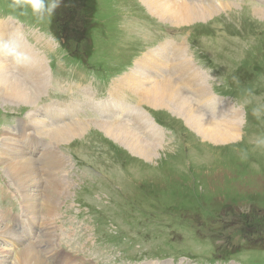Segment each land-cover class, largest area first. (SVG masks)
I'll return each instance as SVG.
<instances>
[{"label":"rangeland","instance_id":"obj_1","mask_svg":"<svg viewBox=\"0 0 264 264\" xmlns=\"http://www.w3.org/2000/svg\"><path fill=\"white\" fill-rule=\"evenodd\" d=\"M95 2L98 4L91 15L95 16L91 22L96 21V24L92 29L96 30L94 34H102L100 37L90 36L91 42L95 40L93 46L79 38L82 25L75 15L77 7L74 10V1L63 0L48 21L37 24L40 28L34 31L38 37L34 39L31 36L30 40L51 58L53 66H48V73L55 79L58 80L56 75L67 76L71 66L78 63L66 59L59 42L51 40L50 46L45 43L44 37L50 33L53 19L64 21L63 28L68 32L71 49L87 53L97 46L99 54L109 51L107 61H125L130 68L133 67V55L127 52L125 44L120 49L116 44L105 47L100 40L106 34L110 35V42L128 38L129 28L117 14L153 16L164 25L176 27L153 14L142 0ZM8 4L9 0H0V19L11 14ZM245 9L224 11L218 5L219 15L211 20L182 25L192 26L189 49L193 53L199 52L196 61L202 60L210 66V71H204L210 77L208 84L212 91L239 96L238 108L245 112L240 137L221 144L204 141L178 114L142 103L151 110L152 117L175 130L169 142L165 140L168 143L153 154L157 157L149 160L92 125L90 128L93 129L86 136L59 146L60 152L70 158V164L65 167L68 172H60L71 183V188L56 207L47 204L57 211L51 221H46L45 216L53 212L40 204L37 194L47 183V178L53 177L52 173L41 174V179L37 176L36 189L29 182L28 188L33 195L28 198L24 194V200L18 185L22 190L23 186L15 175L13 177L9 167L6 169L0 154V233L12 228L15 234L27 232L25 243L37 242L46 231L43 223L53 222L56 245L47 248L43 244L42 249L37 248L47 255L49 262H59L60 256H53L65 254L64 248H67L83 262L91 264H264V149L253 151L256 137L264 135V119L257 120L251 113L254 104L264 103V18L253 13L252 8ZM260 15L264 17L262 13ZM25 17L29 25L36 23L31 15ZM17 18L24 20L23 16L17 15ZM217 18H220L219 22ZM13 22L9 19L6 25L0 24V30L16 31ZM110 66L112 63L109 62L99 64L96 61L93 64L87 60L85 63L86 69L94 71L109 67L110 72L103 74L105 78L111 74ZM122 67L123 64L120 65L121 74ZM233 77L238 78V84ZM247 89H251L254 95L247 96ZM40 90H46V86ZM102 91H108L104 80L97 88V92ZM53 94L45 92L40 99L41 108L47 106ZM1 98L0 143L5 136L3 131L8 130L18 138L20 129L24 127L33 138L30 131L33 127L29 126L31 119H16L14 115L33 113L37 99L26 104L21 100ZM25 136L24 133L21 138ZM35 137L39 140L31 143L32 146L46 144L40 143L45 137L42 134ZM86 140L92 142L93 149H83L81 142ZM97 143H106L116 161L112 162L98 149L94 155L95 148L99 146ZM243 150L248 153L246 160L241 159ZM48 157L55 160L54 163L60 156L46 146L40 158H31V166L37 173L43 170L44 160ZM244 239L247 242L240 248V241ZM7 246L0 244L4 250L2 258L9 260L10 256L16 260V254ZM40 251L37 252L44 258Z\"/></svg>","mask_w":264,"mask_h":264},{"label":"bare ground","instance_id":"obj_2","mask_svg":"<svg viewBox=\"0 0 264 264\" xmlns=\"http://www.w3.org/2000/svg\"><path fill=\"white\" fill-rule=\"evenodd\" d=\"M142 1H144L149 9L153 12V14H156V16L161 18L162 21L173 25H187L194 21H209L211 18L219 15L217 11L218 5L222 7L223 10L227 7L224 11H230L232 9H244V7L240 5L227 2L228 0H226V2L224 0H206V4H203V0ZM214 3H218V5ZM252 9L253 13L259 15L261 18H264L262 17V15H260V13L264 14L263 7L254 5ZM180 19H184L185 21L180 23ZM12 24L15 26V22H13ZM16 32L17 31H15L14 29H12L10 32L0 30V39L7 38L9 35L15 33L20 39L22 50L32 55L34 53L33 50H29L28 47L25 48L26 41L19 34H17L18 32ZM46 44L50 46V44L52 43H50V41H46ZM188 55H190L189 51L183 52L180 55V58L183 63L191 64L192 69L194 70L195 68L193 64L187 58ZM5 60L6 58L0 57V97H3L1 99L8 101L7 98H12L11 101L21 100L26 104L34 103L35 99H37L38 102L41 97L45 95L46 90L40 89L46 86L45 82L50 75L48 73V65H46L45 61L41 62L37 67H34L32 69L31 63L28 64L25 69H23L22 67H17L12 62L9 65L12 66L13 69H10L4 62ZM187 69L191 70L190 68ZM200 76L202 77V79L199 81V83L195 84L194 86L190 84L189 88L185 86L183 80L176 81L178 86L170 80H166L162 83L157 82L159 84L154 83L157 85L153 87H149V85L143 86L136 93H133L132 91L131 92L134 95H137L138 98L142 99L143 102L151 108L159 109L157 107H154V105L163 107L165 106L169 108L172 113L178 114L185 118V120L188 122L187 124L192 129L194 128L193 130L204 141H211L215 144H221L240 137L241 134H239V132L241 131L242 125L245 122V112L243 110L241 111L237 106H235L227 114L228 108L223 110L221 97L214 96L216 92L212 91V86L208 84L210 80L209 75L203 73ZM196 90L199 92H195ZM143 95L146 96V100ZM196 96H198V98ZM36 105L37 104H35L34 106ZM120 105H122V102H120L116 98L115 104L111 106V110H113V112H116L117 109L120 108ZM199 108L201 110H213L216 111L217 114L206 115V113L202 112ZM133 110L136 113H141L134 107ZM39 111L41 112L40 115H37L29 125L33 127L32 129H30L33 135V139L35 140L36 135L39 136V134H42V137L45 136L47 139L52 140L54 144H52L50 148L53 154H59L60 157L58 161L53 163V161L55 160L50 157L46 158L44 160L43 170L37 173L36 169L31 166V158H40L47 144H39V154L37 155V157H33L27 151L22 138L18 137V139H16L12 133L8 132V130L3 131L5 132V136L2 137L0 143V151H2L0 152V154L3 158L1 160L4 161V166L6 167V169L7 167H9L13 177L15 175L17 182L23 186V190L25 191V193H23L22 188L17 183H15L16 185H18L20 192L23 195L26 194L27 197H32L33 195V191L28 188L29 182L31 186L35 187L37 176L41 179V174L52 173L53 177L50 179L47 178V183L42 186L43 189L42 187H40L39 194H37V198H39L38 201L40 202V204L49 207L53 212V214L45 216L46 221H51V218L56 215L57 211L56 208L54 211L48 205L56 207L60 199H64L67 197L68 189L71 188V183L65 180L63 178V174L60 172L62 170L63 172H68L65 167L70 164V158L66 156L64 152H60L59 146L61 145V143H67L75 138L86 136V134H88L93 128L89 127L86 130L82 131L81 129L88 126V123L74 122L64 125L62 124V116L57 115L46 108H40ZM37 118L38 120L35 121V119ZM90 123L99 124L100 127L102 126V129L113 134L117 139L105 133L103 130H100L104 134H106L107 137L123 145L130 151L142 155L149 160L157 157L153 156V154L159 152L162 145L164 146L165 143H168L166 141H162L163 139H160L158 137L146 138L150 139L152 143L146 141L140 138V134L136 130L135 131L139 135L131 129L120 125L125 123L115 124L116 122L111 123L106 121ZM131 127L134 128L135 126ZM98 129L99 128H97V130ZM73 132L75 133L72 135V137L63 142V140ZM9 135L10 137H8ZM156 145L159 147H157ZM54 146L55 148L53 149ZM130 177L134 178L131 175ZM68 185H70L69 188ZM27 190H29V194H27ZM43 195H45V197ZM24 203L25 205L27 204L25 201ZM29 204L31 205L32 203ZM46 221L43 223L44 225H46V231L42 235H40V238L37 242L30 241L29 243H25L24 237L27 232L25 234H15L16 232L12 228L11 230H6L0 233V244L8 245L7 247H10L14 254H16V260H13L10 256L9 260H7L5 258H2L3 256L1 255V253H3L4 250L0 248V264H50L48 258H46L47 255L45 256V253L43 254L40 250L43 248V244H45L47 248H52L56 245V243L54 242L56 233L54 231V223H46ZM6 227L10 226L6 225ZM38 247L41 249L37 250ZM13 248L19 249L15 250ZM36 250L40 251L44 258H46V261L39 255ZM143 264L151 263L146 262Z\"/></svg>","mask_w":264,"mask_h":264},{"label":"clouds","instance_id":"obj_3","mask_svg":"<svg viewBox=\"0 0 264 264\" xmlns=\"http://www.w3.org/2000/svg\"><path fill=\"white\" fill-rule=\"evenodd\" d=\"M63 0H9L8 8L11 10L9 19L15 20L17 15L35 18L37 24L48 21L61 6ZM0 57L10 59L17 67H24L31 63V56L22 50L18 36L13 33L7 38L0 39ZM235 83L238 78L233 77ZM247 96L254 95L251 89L246 90ZM253 117L257 120L264 119V103H256L251 108ZM264 149V135H258L254 141L253 151ZM247 151H241V159H247Z\"/></svg>","mask_w":264,"mask_h":264},{"label":"trees","instance_id":"obj_4","mask_svg":"<svg viewBox=\"0 0 264 264\" xmlns=\"http://www.w3.org/2000/svg\"><path fill=\"white\" fill-rule=\"evenodd\" d=\"M71 1L76 2V3H72V5L74 6V10L75 7H77V11L75 12V15L80 19L81 21L80 23L82 25V34H79V38L88 41V37H90V31L93 28L90 27L92 26L91 25L92 23L91 21L89 23L88 19L91 20L89 16H91L95 10V1L94 0H76V1L71 0ZM53 25L56 27L57 32L62 36L66 37L67 39L68 32L66 29L63 28L64 21H62L61 18L57 20L54 19ZM64 45L66 47H69L70 45H72V43L70 40L67 39V42H65ZM75 54L80 55L81 53L75 52Z\"/></svg>","mask_w":264,"mask_h":264},{"label":"crops","instance_id":"obj_5","mask_svg":"<svg viewBox=\"0 0 264 264\" xmlns=\"http://www.w3.org/2000/svg\"><path fill=\"white\" fill-rule=\"evenodd\" d=\"M185 66H186V68H190L191 70H193L192 69V65L191 64H185V63H183ZM195 75L196 76H194L190 81H187V80H185V79H182L183 81H184V83H185V86L187 87V88H189V85L190 84H192L193 86L195 85V84H198L199 83V81L202 79V77L199 75V74H197V73H195ZM151 78H153L154 79V77H151ZM153 79H148V80H145V79H142V78H136V76L135 77H133V83L131 84V81H132V79L131 78H129V77H127V82H128V84H129V86H128V88L133 92V93H136V92H138L143 86H146V85H149V87H153V86H155V85H157V84H159V83H162L163 81H166V80H170L171 82H173L174 84H176L177 85V83H176V81H173L172 79H170V78H166V79H163L162 81H160L159 83H157V84H150L152 81H153ZM123 84L124 85H126V83L125 82H123ZM178 86V85H177ZM148 87V88H149ZM195 92H199V91H195ZM144 97H145V100H146V96L145 95H143ZM197 98H198V96H196ZM142 100V99H141ZM190 100V99H189ZM191 101V100H190ZM142 103H144L143 102V100H142ZM151 105V104H150ZM154 107H157V108H165V109H168L170 112H171V110L169 109V108H167V107H163V106H159V105H154ZM200 109V108H199ZM143 110L144 111H146L147 113H149V115L152 117V115H151V113H150V111L148 110V109H146V108H143ZM201 110V109H200ZM202 112H203V110H201ZM180 116V115H179ZM182 117V116H181ZM183 118V117H182ZM185 119V118H184ZM187 122V121H186ZM111 123H113V122H111ZM188 123V122H187ZM115 124H120V123H115ZM92 125H95L97 128H99L100 130H103L105 133H109V132H107L106 130H104V129H102V126L100 127V125L99 124H91V123H88V126H86V127H83L81 130H84V129H87V128H89V127H91ZM120 125H123L124 127H126V128H129V129H131L132 131H134L136 134H138L136 131H135V129L134 128H132L128 123L126 124H120ZM194 129V128H193ZM139 135V134H138ZM112 137H115L113 134L111 135ZM140 136V138H142V139H144V140H146V141H149V142H151V140L150 139H146V138H144V137H142L141 135H139ZM116 138V137H115ZM117 139V138H116ZM122 143V142H121ZM152 143V142H151Z\"/></svg>","mask_w":264,"mask_h":264}]
</instances>
